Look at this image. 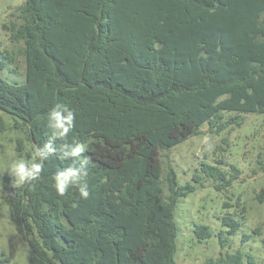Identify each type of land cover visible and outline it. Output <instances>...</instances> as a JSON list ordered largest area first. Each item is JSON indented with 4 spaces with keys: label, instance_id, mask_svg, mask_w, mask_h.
Wrapping results in <instances>:
<instances>
[{
    "label": "trees",
    "instance_id": "16d2710c",
    "mask_svg": "<svg viewBox=\"0 0 264 264\" xmlns=\"http://www.w3.org/2000/svg\"><path fill=\"white\" fill-rule=\"evenodd\" d=\"M17 9L12 37L25 43L26 72L7 78L15 56L0 48V111L38 152L50 141L49 111L62 104L75 113L68 137L53 142L56 152L35 159L37 180L14 187L0 174L30 264H178L179 200L205 180L224 190L240 170L202 161L181 183L171 164L164 171L161 151L204 124L219 134L241 126V113H264V0H25ZM65 143L85 145L87 199L77 187L63 196L55 190L58 171L80 166L63 158ZM222 224L224 250L241 221L224 215ZM194 232L213 235L203 223ZM253 233L260 231L244 240ZM201 264L257 261L237 250Z\"/></svg>",
    "mask_w": 264,
    "mask_h": 264
},
{
    "label": "rangeland",
    "instance_id": "374dc122",
    "mask_svg": "<svg viewBox=\"0 0 264 264\" xmlns=\"http://www.w3.org/2000/svg\"><path fill=\"white\" fill-rule=\"evenodd\" d=\"M25 0H0V48L15 56L10 71L4 75L10 80L24 79L26 72L25 43L12 37L15 25L21 23L17 9ZM5 130L0 131V174L7 173V167L14 160L23 158L33 162L37 149L27 139L24 128L4 111ZM235 112H225L227 118ZM241 126H231L219 134L209 132L208 124L201 127V133L191 136L171 150H162L164 171L171 164L177 171L181 183L192 179L202 161L216 164L219 160L226 170L235 165L240 174L224 190H217L213 182L205 180L204 187L179 200L176 219L179 224L178 264H201L208 257H217L222 251H244L252 254L257 264H264V113H241ZM22 141V145L19 144ZM14 183V181H13ZM9 184L0 179V264H30L29 245L15 229L10 218L8 197ZM224 215H232L241 221L237 233L230 236V243L221 248L219 235L227 227L222 224ZM207 224L213 235L199 239L195 225ZM251 238L244 240L246 233L255 229ZM7 259V262L4 260Z\"/></svg>",
    "mask_w": 264,
    "mask_h": 264
},
{
    "label": "clouds",
    "instance_id": "9594fccd",
    "mask_svg": "<svg viewBox=\"0 0 264 264\" xmlns=\"http://www.w3.org/2000/svg\"><path fill=\"white\" fill-rule=\"evenodd\" d=\"M75 113L69 107L57 104L47 114V127L50 130V141L44 145L37 153V156L42 160L48 154L55 153L53 142L57 139L64 140L74 127ZM62 148L69 149L67 154H63V158L68 155L80 159V166L68 167L62 171H58L54 176V187L56 192L63 196L70 187H77L82 198L87 199L89 196L86 183L81 181V170L86 174L89 160L87 157H81V153L85 152V145L81 143H73L62 145ZM42 171V163L28 162L23 158L14 160L7 167L9 177L14 181L13 186L19 187L35 181L39 178Z\"/></svg>",
    "mask_w": 264,
    "mask_h": 264
}]
</instances>
